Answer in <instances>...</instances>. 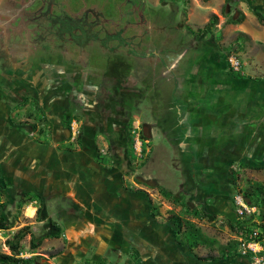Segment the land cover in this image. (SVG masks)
Returning a JSON list of instances; mask_svg holds the SVG:
<instances>
[{
    "label": "rangeland",
    "instance_id": "rangeland-1",
    "mask_svg": "<svg viewBox=\"0 0 264 264\" xmlns=\"http://www.w3.org/2000/svg\"><path fill=\"white\" fill-rule=\"evenodd\" d=\"M48 6L53 13L86 16L75 20V39L86 48L63 52L65 62L74 59L72 65L46 75L48 90L66 95L57 111L63 117L56 143L75 148L83 172L89 169L107 186L103 194L95 189L100 197L93 193L89 199L80 192L75 202L33 197L26 203L42 206L40 218L26 212V203L17 207L19 193L0 196V213L12 225L0 229V252L9 253L6 239L28 225L36 236L46 237L33 249L26 234L19 256L37 255L40 264H94L98 259L136 264V257L138 264H249L238 252L217 262L193 258L176 243L165 217L169 210L184 214L225 244L237 238L226 225L227 216L236 212L237 190L249 182L264 183V169L252 167L264 166V0H57ZM241 14L239 22L232 21ZM37 38L30 42L52 46L46 54L55 63L54 38ZM71 46L64 43L66 49ZM230 55L239 58L238 70L231 68ZM37 57L34 65L43 60ZM8 83L0 79L7 88ZM27 90L37 98L42 89L35 91L31 84ZM9 98L13 107L15 100ZM25 104L11 111L24 130L36 123L22 140H31L41 128L44 141L50 139L51 128L38 121L37 113L27 117ZM70 116L75 122H65ZM145 123L151 125L150 138L141 131ZM31 144L24 152L34 150ZM97 153L105 159L101 167L109 170L102 177L104 170L90 164ZM150 179L154 185L147 184ZM148 199L159 206L158 216L150 215ZM179 201L207 212L216 209V217L187 215ZM195 252L218 253L209 246Z\"/></svg>",
    "mask_w": 264,
    "mask_h": 264
},
{
    "label": "crops",
    "instance_id": "crops-1",
    "mask_svg": "<svg viewBox=\"0 0 264 264\" xmlns=\"http://www.w3.org/2000/svg\"><path fill=\"white\" fill-rule=\"evenodd\" d=\"M30 71H27V73H30ZM59 71H62V69ZM50 72H52V68L51 66H48L47 68L40 69L38 74L45 73L47 75V73ZM16 73L17 71L14 70H2V79L8 78L7 80L10 81L8 85L10 86L7 88V86L5 87L0 84V89L3 91L0 96V173L7 185L5 193L0 196H6L7 194L15 196L18 193L20 194L19 198H27L28 196H31V199L27 202H33V197L41 200L42 198L59 196L67 197L75 202V196L80 192H83V196H86L89 199L93 193H97L95 189L103 194L104 187L107 186L106 181L101 178L96 181V178H92L89 174V169L87 172H83L79 160L77 159V161H75V157L78 155V152H75V148H62L59 143H56V140L58 141V139H60V121H62L63 117L62 114H58L57 111L61 110L62 105H60V102L62 101H60V99L61 97L65 98V93H58V90L49 91L46 82L47 80L45 79H43V84L37 83L36 79L30 75L27 77L30 81H25L23 79L19 80L16 78L17 76L14 77ZM7 74H9L10 77H7L9 76ZM31 84L35 91L37 89H42L41 93L38 94L36 101L50 123L51 140L46 138V141H44V133L41 134L40 132H37L36 136L31 135L32 139L28 140V143L24 142L22 140V137L25 136L23 132L26 131L31 133L33 130L30 131L31 128L29 125L26 127L27 130H24L21 128L20 123H14L12 120L11 111L20 106V98L22 97H20L21 91L24 90L29 93V90L27 89H29ZM73 94H75V92ZM9 96L12 98H9ZM8 98L15 100L13 107H10L8 104ZM50 99H52V101ZM4 114L6 116H4ZM64 120L65 122L74 121L75 118L70 116ZM63 133L68 134V130L65 128ZM30 143L32 144L29 148L31 149L35 145L33 148L34 150L29 153L24 152L25 145H29ZM184 151L190 150L184 147ZM90 164H92L95 170H98L103 166L95 160ZM88 166L90 165H87L86 168H84L87 169ZM101 168L104 170L100 174L102 177V175L106 171L109 172V170L105 167ZM79 177L83 179L82 182H80L81 179H79ZM111 177L112 175H108V179ZM98 183L103 187L99 186L102 187L99 188ZM77 187H81L83 191H79ZM113 188L114 187H112V189ZM26 204L25 208H27L26 212L28 214H31L33 211L36 213L39 206L35 207L32 203ZM100 208L102 209V207ZM215 211L217 212L216 209L213 211L210 210V213H214ZM104 212H108V210Z\"/></svg>",
    "mask_w": 264,
    "mask_h": 264
},
{
    "label": "trees",
    "instance_id": "trees-1",
    "mask_svg": "<svg viewBox=\"0 0 264 264\" xmlns=\"http://www.w3.org/2000/svg\"><path fill=\"white\" fill-rule=\"evenodd\" d=\"M255 15L260 19L262 18L261 14L255 12ZM243 15L232 20L233 22H239L242 19ZM235 75H238L234 72ZM35 113L38 114V121L43 124H47L48 128H50V123L45 117L41 107L39 106L36 100H33L31 103V107L28 108L26 115L27 117L35 116ZM19 124V123H18ZM28 125L32 130L35 129L36 123ZM41 134L44 133L43 128L39 131ZM142 138L143 135H141ZM80 135L77 136V142L81 143ZM95 161L104 166L105 159L100 157V154H96ZM253 168H263L264 166L254 165ZM234 177L232 176V180L234 182ZM6 183L0 173V195H3L6 191ZM237 193H240L244 198L245 202L250 206H255L256 211L254 213L238 215L234 214L232 218H226V225L229 230L237 237L229 240L225 244H219L214 238L206 235L202 229L192 220L185 217L184 214L176 213L172 210L168 211V215L165 217V223L169 224L173 231L174 236L176 238V242L181 246L187 248V251L193 258L199 261H210L217 262L232 253H237L238 246L240 244V238L246 240H264V183L253 181L249 182L246 188L238 189ZM167 196V192H163ZM31 196L27 198L21 197L20 201L17 204V207H20L22 204L26 203ZM150 204V215L152 217H156L159 215V206L154 204L151 199H148ZM0 202V209L3 206ZM182 205L184 211L187 215L197 217L199 219H208L213 220L216 217L215 213L207 212L203 209H200L193 206L191 203L179 201ZM37 217H41L42 214V206L40 205L36 210ZM259 219V222H258ZM12 225L1 215L0 213V229L10 228ZM257 231V236H252L253 231ZM30 234V245L34 249L38 247L41 241L46 237L44 235L36 236L34 233L30 231V227L28 225L20 227L18 230L14 232L11 238L6 239L5 244L9 249V253L0 252V264H40L38 260V256L32 257H21L20 254V241L26 234ZM57 234V233H55ZM200 246H209L211 249L216 247L217 254L208 253L206 255L198 256L195 250ZM133 249V248H132ZM239 254V253H237ZM240 255V254H239ZM54 256V255H52ZM241 256V255H240ZM242 258L246 259L249 263L247 257L242 256ZM136 264L139 263V259L135 258ZM105 264L104 259H98L94 262V264ZM90 264V263H89Z\"/></svg>",
    "mask_w": 264,
    "mask_h": 264
},
{
    "label": "flooded vegetation",
    "instance_id": "flooded-vegetation-1",
    "mask_svg": "<svg viewBox=\"0 0 264 264\" xmlns=\"http://www.w3.org/2000/svg\"><path fill=\"white\" fill-rule=\"evenodd\" d=\"M56 2L57 0H0V79L3 77L2 69L12 71L14 70L19 73L18 75L15 74L14 77L18 76L20 79L30 81L27 78L30 75L36 79L37 83L43 84V79L46 80V74H38L40 69L51 66L52 72H56L58 69L60 70L64 68L65 64L72 65L74 59H69L65 62L64 58L62 57V53L64 52L67 54L69 51H73L76 54L82 53L83 49L86 48L84 43H80L75 39L78 32H75V20L84 19L86 16H75V13L73 15H65L63 12L53 13V11H49L48 4ZM55 25L59 26V28L55 29ZM83 26L85 28L86 24ZM37 31L40 32V35L37 34L39 38L35 36ZM47 37L50 39L54 38V41L56 42L55 49L58 50L57 54L59 55V58L55 63L51 58L49 59L51 56L48 57L46 54L48 49L52 46L48 47L44 44H32V42H30L34 38L43 40ZM95 38H98V34L96 33ZM64 43L70 45L72 44V49L70 50L69 48H64ZM43 45L45 47L44 50L40 48L43 47ZM51 49H53V47ZM36 54L38 57L43 58V60L36 59L37 61L34 62L39 64L34 65L32 58ZM94 58L92 56V64L96 63V61H93ZM55 60L56 57H54V61ZM121 63V61H118L116 64L118 65ZM27 71H30V73H27ZM7 77H10V75ZM7 79L8 78H5V81L10 82ZM32 95V92L27 93L24 90L21 91L20 97H22L20 98L21 101L19 105L21 106L26 103L25 105H28L25 109L26 112L28 108L31 107L32 101L37 99ZM60 101H63L62 97ZM78 135H83L82 130H79Z\"/></svg>",
    "mask_w": 264,
    "mask_h": 264
},
{
    "label": "built area",
    "instance_id": "built-area-1",
    "mask_svg": "<svg viewBox=\"0 0 264 264\" xmlns=\"http://www.w3.org/2000/svg\"><path fill=\"white\" fill-rule=\"evenodd\" d=\"M229 64L233 70H238L240 68V60L235 55H230L228 57ZM236 203V214L244 215L249 213H254L256 211L255 206H250L247 204L240 193L235 197ZM258 232L255 230L252 232V236H257ZM263 240H246L240 238V244L238 246V253L241 256L247 257L249 264H264V246L262 244Z\"/></svg>",
    "mask_w": 264,
    "mask_h": 264
},
{
    "label": "water",
    "instance_id": "water-1",
    "mask_svg": "<svg viewBox=\"0 0 264 264\" xmlns=\"http://www.w3.org/2000/svg\"><path fill=\"white\" fill-rule=\"evenodd\" d=\"M69 131V130H68ZM142 133L146 138H150L151 137V125L149 123H145L143 124V128H142ZM147 184L148 185H154L155 181L150 179L147 180Z\"/></svg>",
    "mask_w": 264,
    "mask_h": 264
}]
</instances>
